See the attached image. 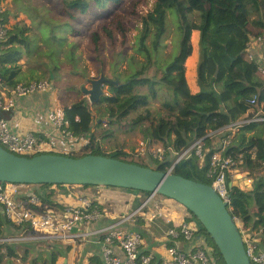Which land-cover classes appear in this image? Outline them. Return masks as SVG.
<instances>
[{
	"label": "trees",
	"instance_id": "trees-1",
	"mask_svg": "<svg viewBox=\"0 0 264 264\" xmlns=\"http://www.w3.org/2000/svg\"><path fill=\"white\" fill-rule=\"evenodd\" d=\"M130 1L56 0L54 3L62 4L67 20L64 27L71 29L74 34H81L83 19L88 21V26L99 20L103 26L102 32L113 42L114 37L109 26H106L108 16L114 9ZM169 14L173 16L176 27L174 49L177 52L170 64L166 63L167 60L164 61L166 71H163L161 81L157 82L156 78H150L145 72L159 61L156 58L166 40ZM47 22L44 21L45 24ZM118 28L125 35L121 23H118ZM194 31L200 32L198 83L201 91L198 94L191 93L185 68L186 60L193 52L191 37ZM91 34L92 43L97 49L101 43V32L95 29ZM258 35H264V0H155L152 9L142 18V30L136 38L138 51L145 55L146 64L141 71L126 80L117 78L114 81L105 77L109 82L103 87L108 91L94 104L99 107L97 112L102 114L101 106H104L102 117L106 116L108 125L112 126L120 124L122 120L130 118L133 112L143 108L145 115L140 113L132 118L131 128L141 126L145 120H149L151 125L142 130L148 138V144L159 142L167 145L174 137V151L177 154H181L191 143L202 139L206 151L204 164L193 153L191 157L181 160L173 173L211 185L212 179L208 178L207 173L211 157L216 151L212 147L211 132L226 130L238 121L251 108L250 102L254 98L259 106L264 104V77L258 73L257 63L250 62L245 57L250 37ZM7 36V42L0 48V76L2 83L11 87L17 84L12 66L21 58L18 48H25L27 41L24 31L19 27L12 28ZM160 88L164 89L159 91ZM141 89H147V93H141ZM160 93L166 96L162 103L163 111L159 116H154L149 107L159 99ZM63 116L67 122L66 129L74 139L78 141L90 138L82 157L94 155L120 160L121 152L107 155L102 151L93 129H99L106 123L104 119L95 117L92 106L86 99L64 107ZM252 132L248 137L247 134ZM225 154L232 156L248 170L264 169V122L243 126L238 137L227 146ZM174 158L169 159L165 154L162 163L152 162L151 167L167 172ZM228 190V209L232 217L241 220L245 228H264V176H257L252 191H242L234 186ZM39 199L43 204L51 203L50 197L46 195L39 196ZM199 235L205 237L215 248L216 264H225L202 226ZM5 255L12 258L16 253L11 247H6ZM55 260L51 262L54 263Z\"/></svg>",
	"mask_w": 264,
	"mask_h": 264
},
{
	"label": "crops",
	"instance_id": "crops-1",
	"mask_svg": "<svg viewBox=\"0 0 264 264\" xmlns=\"http://www.w3.org/2000/svg\"><path fill=\"white\" fill-rule=\"evenodd\" d=\"M256 34L258 33L256 32ZM194 37L196 45H193L194 42L192 43L193 52L186 60L185 68L189 89L192 94H198L201 91L198 83L200 32L192 33L191 42ZM256 37H250V47L247 46L245 51L246 58L248 55L259 58L264 54V44L258 43ZM13 69L14 81L22 82V78L17 76L16 68L13 67ZM54 75L53 73L50 85L45 92L18 101L9 121L12 128L18 133L33 134L46 150L67 156L66 150H76V152L84 150L89 144L90 138L77 141L74 138H62L55 133L51 115L63 114L66 105L62 102L63 95L61 96V89L55 84ZM30 82L35 81L28 80L26 83ZM259 107L263 111L264 104ZM253 112L252 109H249L237 122L246 120L250 115L252 116ZM99 130L100 128L95 127L93 134H96L97 141L102 147V138L97 136ZM228 133L229 127L223 131L211 132L213 149L220 150ZM240 133L241 129L232 140H235ZM252 134L253 132L248 133L247 136L250 137ZM75 154L77 155V153ZM76 155L72 154L74 157ZM152 165L153 163H151ZM238 165L240 166L234 171L231 182L242 191H252L257 176H264V169L252 171L243 167L239 162ZM42 195L50 197L51 203L43 204L39 199V196ZM15 199L34 211L54 214L60 222L71 219V216L67 215L64 210L81 208L83 200L87 199L99 208L101 216L96 221L85 225L84 228L80 227L67 233V238L63 239L51 230L10 224L4 211L0 210V264H104L102 260L103 246L101 242L98 243L97 235L94 233L126 218L128 220L121 228L127 233H140L143 239L140 247L141 253L152 254L155 258L154 264H162L169 259L168 248L172 242L168 237V232L171 229L191 221L195 230L200 232L201 228L191 213L180 203L159 194L153 197L152 194L145 196L139 191L133 192L128 189L96 186L88 188L84 186H49L43 188L41 185H26L15 195ZM32 200H37V202L32 203ZM156 220H163L169 225V230H165L161 224H158L161 226L158 231L153 230L152 225ZM243 227L245 228L244 224ZM249 229L251 228H245V230ZM11 237L22 240L14 244L2 243V240ZM6 247L14 249L16 256L12 258L6 256ZM183 248L186 249L188 246L183 245ZM117 250L119 255L124 256L119 248ZM53 259H56L54 263L51 262Z\"/></svg>",
	"mask_w": 264,
	"mask_h": 264
},
{
	"label": "rangeland",
	"instance_id": "rangeland-1",
	"mask_svg": "<svg viewBox=\"0 0 264 264\" xmlns=\"http://www.w3.org/2000/svg\"><path fill=\"white\" fill-rule=\"evenodd\" d=\"M54 1L56 0H3L0 3V7L4 11L3 18L9 27L8 31L19 27L24 31L27 41L25 48H18L21 58L13 65L18 71V78L23 80L17 83H26L28 80H32L50 85V79L54 73L55 84L61 89L64 105H72L86 99L92 106L95 117L105 120L104 123L106 124L101 126L97 136L102 138L101 148L107 155L121 152L120 160L149 167L152 162L162 163L160 159L155 158V150L158 151V148H162L169 159L175 157L173 162L177 160L179 156L176 155H180V153L177 154L174 151V137L167 145L159 142H156L159 147L155 146V143L148 145L146 141L148 138L145 137L142 130L144 127L148 128L151 122L145 120L141 126L131 128L130 121L132 118H136L140 113L145 115L143 108L133 112L130 118L122 120L120 124L111 126L108 125L107 117H102L104 106H101L102 114L98 113L99 107L92 105L90 97L83 92V90H91L90 81L99 80L102 75L114 81L117 78L126 80L143 69V65L146 64V57L138 51L136 38L142 30V18L152 9L155 0H131L114 9L106 22V26H109L108 28L114 37L113 42L102 32L103 26L99 20L91 22L92 25L88 26V21L83 19L80 35L74 34L69 28H65L64 25L67 20L66 15L63 14L62 4H55ZM44 21H48L47 24ZM118 23L122 24L125 35L121 34ZM167 27L164 46L156 58L159 61L150 70L146 69L145 72L150 78H156L157 82L161 81L163 71H166L164 61L167 60L166 63L170 64L177 52L174 49L177 37L176 27L171 14L168 15ZM95 29L101 32V43L97 49L92 43L91 34V31ZM193 42V45H196L195 37L192 38ZM54 67H57L58 71ZM103 89L104 92L108 91L107 88ZM163 89L160 88L159 91ZM140 92L147 93V89H141ZM165 97L160 93L159 99L150 105L149 109L154 116H159L162 113V103ZM193 145L191 143L188 148ZM76 153L77 155L74 153L73 155L81 157L84 155V150ZM191 156L192 153L189 157ZM144 195L149 196L148 194ZM191 216L200 226L201 224L195 216L192 214ZM158 224L164 226L165 230L170 228L163 220H156L152 225L153 230L158 231L161 228ZM209 246L217 254L210 242ZM215 260L217 262L216 257Z\"/></svg>",
	"mask_w": 264,
	"mask_h": 264
},
{
	"label": "built area",
	"instance_id": "built-area-1",
	"mask_svg": "<svg viewBox=\"0 0 264 264\" xmlns=\"http://www.w3.org/2000/svg\"><path fill=\"white\" fill-rule=\"evenodd\" d=\"M3 14V8L0 7V48L5 43L9 30ZM256 38L258 43L264 44V35L257 36ZM250 43L249 41L248 47H250ZM247 57L248 61L257 63L258 73L264 76V54L259 58H254L250 55ZM48 86L45 82H30L17 83L8 87L2 83L0 76V146L6 151L26 157L55 152L46 150L44 145L33 134H22L15 131L8 118L15 111L20 99L45 92ZM250 107L254 111L251 117L239 122L236 121L229 126L230 134L228 133L227 137L223 140L220 150L215 149L216 151L211 157L207 173L208 178L212 179L211 186L228 205L230 204L228 188L232 175L239 165L236 159L225 154V150L231 143L232 138L238 134L243 126L250 123L264 122V112L259 107L256 98L250 102ZM51 121L57 135L62 138L73 139L66 129L67 122L61 113L51 115ZM155 146H158L157 143H155ZM73 153L75 154L76 150L65 151L67 156H72ZM155 153V158L163 161L165 151L162 148H158V151L155 150ZM191 153H194L200 159L201 164H204L206 151L202 139L196 141L192 147L182 151L180 155H176L179 158H176L177 160L173 162L167 172L173 173L175 166L181 160L188 158ZM24 187L26 185L0 182V206L3 207L5 217L11 224L17 226L28 225L33 229L51 230L58 237L64 239L67 238V233L80 227L82 229L85 225L96 221L101 216L99 208L89 200L84 199L81 208L64 210L67 215L71 216V219L60 222L52 213L34 211L23 202L17 201L15 195ZM155 195L157 194H152V197ZM33 202H37V200H32ZM127 220L128 218L121 219L117 223L94 233L97 235L98 243L101 242L103 246V263L154 264L155 258L152 254H143L140 251L143 243L142 235L137 232L127 233L121 228ZM235 221L244 240L251 264H264V228L245 230L243 222L237 219ZM192 225V221L186 222L168 232L172 245L168 248L169 259L162 264H216L214 250L209 246L207 239L200 236L199 232ZM21 240V238L11 237L2 240V243L14 244ZM183 245L188 246V248H183ZM117 248L123 252L124 256L118 254Z\"/></svg>",
	"mask_w": 264,
	"mask_h": 264
},
{
	"label": "water",
	"instance_id": "water-1",
	"mask_svg": "<svg viewBox=\"0 0 264 264\" xmlns=\"http://www.w3.org/2000/svg\"><path fill=\"white\" fill-rule=\"evenodd\" d=\"M103 75L83 90L92 105L105 94ZM118 84V82H115ZM0 182L21 185L96 186L159 194L183 205L213 240L225 264H251L228 203L211 185L174 173L104 156L70 157L58 154L18 156L0 146ZM231 182L229 187H233ZM235 187V186H234ZM230 198V196H229ZM0 210H4L0 207Z\"/></svg>",
	"mask_w": 264,
	"mask_h": 264
},
{
	"label": "clouds",
	"instance_id": "clouds-1",
	"mask_svg": "<svg viewBox=\"0 0 264 264\" xmlns=\"http://www.w3.org/2000/svg\"><path fill=\"white\" fill-rule=\"evenodd\" d=\"M65 156V155H64ZM82 157V156H81ZM1 207V206H0Z\"/></svg>",
	"mask_w": 264,
	"mask_h": 264
}]
</instances>
